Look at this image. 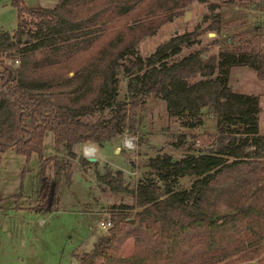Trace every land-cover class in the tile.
Segmentation results:
<instances>
[{"label":"trees","instance_id":"trees-1","mask_svg":"<svg viewBox=\"0 0 264 264\" xmlns=\"http://www.w3.org/2000/svg\"><path fill=\"white\" fill-rule=\"evenodd\" d=\"M241 1V0H239ZM199 2L195 28L158 43L142 57L137 46ZM234 0H57L52 7H27L12 0L16 26L0 30V161L6 149L28 159L36 153L38 197L50 205L53 184L41 154L45 131L54 148L73 156L75 144L108 143L136 129L147 97L162 99L181 127L201 125L203 110L217 117L215 136L195 153L148 159L155 177L127 182L120 170L94 172L96 181L132 197L111 226L92 234L87 247L70 254L72 264H240L264 262V126L254 94L227 85L231 67L247 65L264 78V52L240 34L216 52L217 37L178 61L166 63L201 33L220 29L219 3ZM208 45V46H207ZM17 59V64L7 60ZM71 72L68 76L67 73ZM126 79L116 100L118 76ZM109 109V117H80ZM82 166L96 165L79 156ZM191 176L188 188L177 179Z\"/></svg>","mask_w":264,"mask_h":264},{"label":"rangeland","instance_id":"rangeland-1","mask_svg":"<svg viewBox=\"0 0 264 264\" xmlns=\"http://www.w3.org/2000/svg\"><path fill=\"white\" fill-rule=\"evenodd\" d=\"M22 1L27 7H50L57 0ZM203 13H208L205 4L192 3L180 16L163 24L154 36L142 39L137 46V54L145 57L153 52L158 43L172 35L190 32L197 24L202 26L200 19ZM217 13L220 25L217 34L201 33L189 45H182L177 54L168 56L166 63L178 61L198 50L212 37H217L219 45L208 48L210 51L227 49L237 34L248 40L256 50L264 52V0L222 2ZM16 22L12 0H0V30L11 31ZM67 75L70 76L71 72ZM227 85L233 92L257 97L261 107L258 120L260 126H264V78L257 77L247 65H237L230 68ZM125 86L126 79L119 75L116 100H124ZM109 113V109L95 111L80 117V120L87 123L104 121ZM135 119L133 133L124 131L102 145L90 142L73 145L71 152L74 158L62 146L55 149L52 133L44 132L41 154L44 158H51L45 170L49 182L53 183L48 188L50 205L44 197L37 196L40 169L36 153H31L28 159L16 154L13 149L2 153L0 264H72L71 252L87 247L92 234L104 230L96 225L99 218L105 216L111 220L116 211H134L119 207L132 205L130 194L109 190L96 181L95 171L120 170L124 179L133 185L145 177H155V170L148 165L149 158L161 154L180 158L185 153H195L215 136L217 127V117L206 110L202 112V125L181 127L177 119L167 115L164 101L154 96L147 97ZM124 137H134L133 148L123 146ZM83 145L95 147L96 165L82 167L78 163L77 157H83ZM132 171L135 174H131ZM192 179L191 176L178 178L177 188H188Z\"/></svg>","mask_w":264,"mask_h":264},{"label":"built area","instance_id":"built-area-1","mask_svg":"<svg viewBox=\"0 0 264 264\" xmlns=\"http://www.w3.org/2000/svg\"><path fill=\"white\" fill-rule=\"evenodd\" d=\"M7 63L8 64H17L18 63V60L17 59H14V60H11V59H8L7 60ZM133 140H134V137H124L122 139V144L125 148H128V149H131L134 147V144H133ZM86 149H92V152H86ZM81 154L83 157H85L86 159L87 158H94V155H95V147L92 146V145H83L81 147ZM131 174H135V171H132L130 172ZM96 225L100 228V229H107L111 226V220L108 218V217H105V216H102L101 218L98 219Z\"/></svg>","mask_w":264,"mask_h":264},{"label":"water","instance_id":"water-1","mask_svg":"<svg viewBox=\"0 0 264 264\" xmlns=\"http://www.w3.org/2000/svg\"><path fill=\"white\" fill-rule=\"evenodd\" d=\"M187 14V12H185V15ZM209 35H213V33H208ZM87 160L88 161H91V162H93V161H95L96 159L95 158H87ZM255 263V260H253V261H249V262H243V263H240V264H254Z\"/></svg>","mask_w":264,"mask_h":264},{"label":"crops","instance_id":"crops-1","mask_svg":"<svg viewBox=\"0 0 264 264\" xmlns=\"http://www.w3.org/2000/svg\"><path fill=\"white\" fill-rule=\"evenodd\" d=\"M50 7H52V6H50ZM35 8H45V7H35ZM201 125H202V122H201Z\"/></svg>","mask_w":264,"mask_h":264},{"label":"bare ground","instance_id":"bare-ground-1","mask_svg":"<svg viewBox=\"0 0 264 264\" xmlns=\"http://www.w3.org/2000/svg\"><path fill=\"white\" fill-rule=\"evenodd\" d=\"M87 150V149H86ZM91 150V152H92V149H90Z\"/></svg>","mask_w":264,"mask_h":264}]
</instances>
